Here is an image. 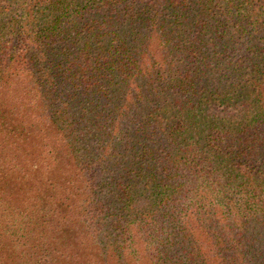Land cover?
<instances>
[{"label":"trees","instance_id":"trees-1","mask_svg":"<svg viewBox=\"0 0 264 264\" xmlns=\"http://www.w3.org/2000/svg\"><path fill=\"white\" fill-rule=\"evenodd\" d=\"M0 264H264V0H0Z\"/></svg>","mask_w":264,"mask_h":264}]
</instances>
